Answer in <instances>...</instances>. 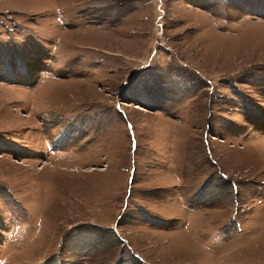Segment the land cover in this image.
<instances>
[{
    "label": "rangeland",
    "instance_id": "1",
    "mask_svg": "<svg viewBox=\"0 0 264 264\" xmlns=\"http://www.w3.org/2000/svg\"><path fill=\"white\" fill-rule=\"evenodd\" d=\"M0 264H264V0H0Z\"/></svg>",
    "mask_w": 264,
    "mask_h": 264
}]
</instances>
